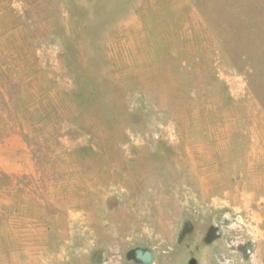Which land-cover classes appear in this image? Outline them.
<instances>
[{"label": "rangeland", "instance_id": "obj_1", "mask_svg": "<svg viewBox=\"0 0 264 264\" xmlns=\"http://www.w3.org/2000/svg\"><path fill=\"white\" fill-rule=\"evenodd\" d=\"M191 259L264 264V0H0V264Z\"/></svg>", "mask_w": 264, "mask_h": 264}, {"label": "water", "instance_id": "obj_2", "mask_svg": "<svg viewBox=\"0 0 264 264\" xmlns=\"http://www.w3.org/2000/svg\"><path fill=\"white\" fill-rule=\"evenodd\" d=\"M129 257L134 258L142 263H150L153 260L154 255L152 251L148 249L145 250L138 248L136 250L130 251ZM190 264H196V259H191Z\"/></svg>", "mask_w": 264, "mask_h": 264}]
</instances>
